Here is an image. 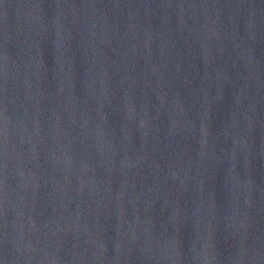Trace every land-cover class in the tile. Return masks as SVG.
I'll return each instance as SVG.
<instances>
[{
	"label": "water",
	"instance_id": "obj_1",
	"mask_svg": "<svg viewBox=\"0 0 264 264\" xmlns=\"http://www.w3.org/2000/svg\"><path fill=\"white\" fill-rule=\"evenodd\" d=\"M0 264H264V0H0Z\"/></svg>",
	"mask_w": 264,
	"mask_h": 264
}]
</instances>
